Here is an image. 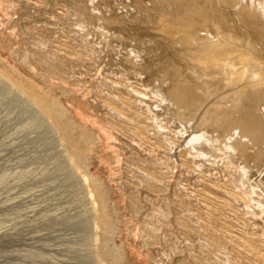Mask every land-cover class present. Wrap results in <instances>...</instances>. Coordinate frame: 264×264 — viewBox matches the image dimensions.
I'll return each mask as SVG.
<instances>
[{
  "label": "bare ground",
  "instance_id": "6f19581e",
  "mask_svg": "<svg viewBox=\"0 0 264 264\" xmlns=\"http://www.w3.org/2000/svg\"><path fill=\"white\" fill-rule=\"evenodd\" d=\"M151 1L162 11L168 12L170 8L172 9V14L170 15L172 17L166 18V21L170 20V25L168 27L164 25L160 31L164 35V40L169 39V41L158 43L150 38H146V40L141 38L140 41L126 42L129 45H125L124 50L120 49L123 47L120 46L121 44L118 45L120 48L112 46L114 49L111 52L114 50L113 52L117 55L116 65L118 68L116 70L111 69V72L114 75L118 73L119 75L117 76L119 78L113 79L105 73L107 79L111 80V82L103 79L104 88L97 87V92L101 93L102 105L107 109H105V118L111 119L113 128L124 127L122 131H127V135L132 137L138 146L142 145L146 152L148 151L147 154H142V157H136L137 155L132 157L138 163L139 172L141 171L142 173L140 174L141 176H136L133 181L134 186L138 188L135 194L133 193V197L140 195V187L157 191L158 189L167 190L172 184L177 185L180 192L182 191L183 194L188 195V193L193 192L190 189V182L194 178L195 185H203L206 191H204L206 193L204 198L207 203L214 198L218 200H216L217 202H224V204L232 202V206L241 205L242 210L239 209L241 213L238 216L241 220L239 223L243 227L240 228L242 236H238L239 242L237 244L247 250L248 254L244 256V252H242L244 257L241 256L239 264H252V262L253 264H258L259 262L264 264V215H262L264 213V0H209V4L204 6L208 7L206 12H199L193 17H191V12L195 9L188 5L191 0H138L139 3L146 4L142 9L145 14L150 18H156L159 13L156 12L157 7L155 5L149 4ZM11 2H13L14 6L17 5L15 1ZM98 3L99 5L96 6L97 3L92 0L90 5H93L94 9L91 7V10L78 1H75L72 5L75 7L79 17L81 15L87 24H91L88 21L91 19L95 21L96 17L106 21L100 0H98ZM1 4L3 5L4 3ZM44 4L45 0H27L22 2L21 8L23 10L34 8L40 12ZM127 5H133L132 0ZM109 8L111 7L103 9L107 13H111ZM119 8L121 9V7ZM45 13L49 17L43 20V24H47V26L53 25V21L58 18V15L48 8L45 9ZM97 13H100V15L102 13L103 16L99 17ZM127 14L134 16L131 11H127ZM79 20L81 21V18ZM79 20V26L77 27L79 35L73 38H68V36L60 38L58 36L56 41H40L49 37L50 31L46 27L35 29L34 38L44 49H48L49 57L53 60L52 63H49L50 69L43 73H39L33 67L30 54L22 55L16 50H12L15 64L24 68V70H29L38 81L37 86L34 87L31 80H28L27 84H24L26 87L28 86L27 90H30V94L37 99L38 103H49V108L50 102H52L49 97L51 96L49 89L53 86L52 80L57 76L60 79L58 84L60 99L69 104V106L71 103L75 105L72 102L73 100H71L72 95V99L76 98L74 88L63 85L62 80H69L70 84L74 85L75 82L71 81L68 76L70 74L75 76L76 72L82 67L90 64L88 61L101 65L104 59H111L110 51H106V55L104 52L101 54V49L103 47L104 50V46L97 45V48L90 45L92 41H75L76 39L79 40V37H85L87 34H85V31L81 33L87 25ZM158 20L151 21L157 22ZM3 23L7 28L12 29V23H9L7 19ZM3 23H0V25ZM99 23H97V26L94 24V29L98 28L94 32L97 31L100 34L102 32L105 39V36H110L111 33H109V29H106L107 26L103 27L104 22L101 24V21H99ZM115 23L118 22L116 21ZM180 24L186 25L184 30H178L179 28L176 29L177 27H174V25ZM3 36L4 33L0 30V43L4 42ZM118 37L122 38L120 35ZM50 38L51 36L49 40ZM155 38L157 39V37ZM109 40L107 38L105 42L107 43ZM119 42L123 43V41ZM108 46L107 44L106 47ZM2 47H7V45H2ZM79 47L81 48L78 49ZM152 47L155 51V57L150 61L149 65L151 63L157 64L159 66L157 71L154 69L149 71V65L144 66L142 61V52L147 55ZM105 50H108V48ZM87 59L88 61H86ZM176 60L180 63H177ZM108 64L109 62L106 63V66ZM5 67L9 68L7 65ZM158 71L163 72V76L168 78L169 81H163L166 85L150 86L147 83V79ZM143 74L146 75L142 77ZM0 81L2 82L3 79L0 78ZM43 85H46L48 89L45 87L47 90L39 92L40 86ZM6 87L11 88L9 85H6ZM15 92L17 94L15 95L17 103L23 104L25 106L23 108L28 110L27 108L32 106V103L24 100L25 98L21 97L22 93L20 94V91ZM4 95L3 93L2 97ZM21 99L25 102L21 101ZM11 105L13 106V103ZM17 106L19 107V105ZM75 106H78V104ZM34 117H32L34 121L31 122V119V123H34L37 118ZM105 118L103 119L105 120ZM175 166L177 172L173 171ZM172 176L175 181L170 179ZM89 194L90 196L93 195L92 192H89ZM185 199L189 200L190 198L188 196ZM175 202L178 201L166 196V198L164 197L161 200V204L158 207L155 205L157 208L154 207L150 212H148V209L143 211L141 206L135 207V211H132L131 215L138 219L142 216L140 220L143 223L142 233L146 235L144 238L149 237L153 239L152 241H155L154 239L158 238L160 232L166 231V227L168 229V226L171 227L172 225L174 227L178 225L177 229L187 232L186 235L188 237L191 233H188V230L190 231L193 228L195 232L197 231V228H195L197 225L191 224L195 218L189 222L190 219L188 221L186 214L172 215L173 213L175 214V208H177V203L175 205ZM68 206L61 207L62 213L58 217L53 214V216L55 215L54 217H49L42 221L39 220L41 222L38 221V225L34 224L38 228L27 227V229L23 228L22 232L16 231L15 226L9 227L4 224V227L0 223L2 228H5L4 230L0 229L2 230L0 247L13 246L22 242V244L24 243L30 247H40L48 251L49 256L41 253L38 255H27L25 259L23 258L24 261H21V264H27L26 262L29 264H130V262H127V243H125V249L120 245H113L110 250L103 249L99 244L101 234L98 229L109 226L110 219L89 216L88 224L81 227L76 218L86 211L82 210V213L77 212V215L70 216L74 212L70 211L72 214H68ZM225 206L227 208L228 204ZM228 207H231V205ZM178 213L176 212V214ZM190 216L192 217L191 214ZM117 220L121 223V227L127 222L120 218ZM223 224L226 223L223 222ZM228 225L229 227L225 228L227 230L232 228L231 222ZM175 229H168V231L174 236ZM192 232L195 233L194 231ZM228 232L230 231L226 232L227 235H229ZM101 233H103V230ZM115 234L117 235V233ZM232 234L231 237H234V234ZM220 235L223 234L220 233ZM218 237H212L210 240L214 242ZM225 237L227 238V236ZM192 243L194 244L195 240ZM192 243L191 246L193 245ZM205 244L208 243L206 242L203 245ZM196 245H194L195 248ZM175 246L178 247L177 245ZM215 246H217V243ZM25 250H23L24 253ZM176 250L174 251L177 253ZM197 250L195 249V251ZM5 251L0 249V258L5 255ZM191 251L194 252V249ZM191 251L189 256L193 253ZM163 252L167 253L166 256L171 253L166 249ZM18 253L20 254V251ZM189 253L187 252L186 254ZM8 254L10 257H14V255ZM164 254L163 256H165ZM192 255H195L192 257L198 256L194 253ZM225 256L226 258L224 259L230 264L234 262L231 261L233 260L231 256L224 254ZM199 257V260L203 262L201 255ZM162 258L164 259V257ZM162 258L160 257L161 261ZM236 260H239V258L237 257ZM7 261L11 262L9 259ZM219 261L221 262V260ZM17 262L20 264L19 260ZM156 262L158 263V260ZM203 263L206 264L205 261Z\"/></svg>",
  "mask_w": 264,
  "mask_h": 264
},
{
  "label": "rangeland",
  "instance_id": "374dc122",
  "mask_svg": "<svg viewBox=\"0 0 264 264\" xmlns=\"http://www.w3.org/2000/svg\"><path fill=\"white\" fill-rule=\"evenodd\" d=\"M11 1H15L17 5L14 6ZM11 1L0 0V23H3L6 19L9 23H12V29L7 28L4 23L0 25V30L4 33V42L0 43V78L3 79L2 82L0 81V94L2 93L0 96V223L3 226L4 224L9 227L15 226V230L18 232H22L23 228L27 229V227L38 228V226L34 224L38 225L42 220L49 217L52 218L55 215L58 217L59 214L62 213V208L69 205L68 214L74 212L70 216H74V214L77 215L80 212L82 213V210L86 211L78 216L79 218L75 217L77 219L75 220L79 222L81 227L88 224L89 216H99L107 220L110 219L109 226L100 227L98 229V232L101 234L99 244L103 249L110 250V247L113 245H120L125 249V243H127V262H130V264H159L160 262L162 264H182V262L183 264H202L204 261L206 264L207 262L208 264H230L224 259L227 256L224 257V254H228L232 257L233 260L231 261H234L232 264H239L241 256H247L248 254L247 250L237 244L239 242L238 236H242V234H240V228L243 227V225L239 223L241 220L238 216L241 213L240 210H242L241 205L237 204L232 206V202H226L228 206L231 205V207L227 206L226 208L224 202H217L218 200L214 198L211 202L207 203L204 198L206 196V191L203 185H195L194 178L190 182V189L193 192L188 193V195L183 194L182 191L180 192L178 186L172 184L167 190L158 189L157 191L140 187V195L134 198L133 196L138 188L134 186L133 181L136 179V176L139 177L142 173L141 171L139 172V167H137L138 163L135 162L132 157L136 155V157H142V154H147L148 151L146 152L144 146H138L137 142L127 135V131H122L124 127L121 128V126H118L120 128H113L111 119L109 118L108 120L105 118L104 114L107 109L102 105L101 93L97 92L98 86L104 88L102 83L103 79L104 81L111 82V80L107 79L105 73L113 79L119 78L117 76L119 75L118 73L114 75V73L111 72V69L116 70L118 68L116 65L117 55L113 52L114 50L111 52L112 49L123 46L120 49L124 50L125 45H129L126 44V42L131 43V41H140L141 38L145 40L146 38H150L158 43L169 41V39L164 40V35L160 31L162 29L161 27L164 25H166V27L170 25V20L166 21V18L172 17L170 16L172 14V9L170 8L168 12L162 11L151 1L149 4L152 3L155 5L157 7L156 12L159 14L156 18H150L142 10L143 6L146 4H141L138 0H132L133 5L131 6L127 5L131 0H100V5L102 10H104L106 21L96 17L95 21L91 19L88 21L91 24H87L86 20L83 19L81 15L79 17V14L72 4L78 1L83 3L84 7H88L89 10H91V7L94 9V6L90 5L92 0H45V4L42 5L43 9L40 12L36 11L34 8L23 10L21 4L27 0ZM87 1L89 2L87 3ZM1 3L4 4L2 5ZM95 3H97L96 6L99 5L98 0H95ZM190 4H188L189 7L195 9L191 12V17H193L199 12H206L208 7L204 6L209 4V0H191ZM106 7H111L109 8L111 13H107V11L103 9ZM119 7H121V9ZM46 8L53 10L58 15V18L53 21V25L51 24L50 26L43 24V20L49 17V15L45 13ZM127 11H131L135 17L129 16ZM97 14L99 17L103 16L102 13L101 15L100 13ZM80 18L82 23L87 25V27L83 28V31H81V33L84 31L85 34L87 33L85 36L87 39H85V37H79V40L76 39L75 41H92L90 44L91 46H104V50L103 47L101 49V54L104 52L106 55V51H110L111 59H104L101 65L88 61L87 59L86 61L90 63L89 65L82 67L76 72L75 76H72V74L68 76L71 81L75 82L74 85H71L69 80H62L63 85L74 88L76 98L72 99V95L71 100H73L72 102L75 103V105L78 104V106L72 105V103L69 106V104L60 99L61 95L58 86L60 79L57 76L52 80L54 87L52 86L51 89H49V91H51V96L49 97L52 100L49 108V103H38L37 99L30 94V90H27L28 86L26 87L24 84H27L26 82L28 80H31L34 87L37 86L38 81L29 70H24V68L18 67L15 64L16 62L13 58L12 50H16L22 55L30 54L33 67L38 70L39 73H43L50 69L49 63H52L53 60L49 57L48 49H44L43 46L37 42L36 38H34L35 29L46 27L48 31H50V40L49 37H46L40 41H56L58 36L60 38L62 36L73 38L79 35L77 32L79 29L77 27L79 26L78 20ZM156 19L159 20L157 22L151 21ZM99 21H101V24L104 22L103 27L107 26L106 29H109L112 39L109 40V38H111L109 35V37L105 36L106 38L104 39L102 32L101 34L97 31L94 32L98 29H94V24L97 26ZM116 21L118 23H115ZM185 26L186 25L183 24L174 25V27H177L176 29L179 28L178 30H184ZM171 29H173V27H171ZM149 30H151L150 33ZM119 35L120 37L122 36L121 39L118 37ZM155 37H157V39ZM107 38L112 42L111 44H109V41H107V43L105 42ZM99 41H101V43H99ZM119 41H123V43ZM107 44L109 45L108 47H106ZM2 45H7V47H2ZM112 46L114 48H112ZM161 46L163 45L161 44ZM105 47L108 48V50H105ZM80 48L81 47L78 49ZM142 53L144 66H148L150 61L155 57L154 48L152 47L150 53L148 52L147 55L144 52ZM107 62H109V64L106 66ZM176 62L180 63L178 60H176ZM5 65L9 68H6ZM130 65L132 64L130 63ZM158 67L157 64L151 63L148 69L149 71L151 69L157 71ZM163 74L164 73L161 71L156 72V74L147 79V83L150 86H158L159 84L166 85L163 81H169V79L163 76ZM145 75L146 74H143L142 77ZM6 85H9L11 88L9 89ZM45 87L46 85L40 86V90L38 91L42 92L47 90L48 87H46L47 89H45ZM11 90H14V92ZM15 91H20L19 93H22L21 97L32 103V106L27 108L28 110L23 108L25 107L23 104L17 103L15 97L17 94H15ZM3 93L5 95L7 94V96L4 95L2 97ZM24 100L21 99V101L25 102ZM12 103L13 106L11 105ZM16 104L19 105V107ZM31 115L37 117L34 123H31L34 121ZM103 118H105V120ZM130 145L134 147L132 148ZM153 151L157 154L155 150ZM173 168V171L177 172L176 166ZM260 175L263 176L262 173H260ZM170 179L175 181L173 176ZM89 192H92L93 195L90 196ZM166 196H169L172 200L175 199L178 201L175 202V205L177 203V208H175V210L177 213L178 211L180 212L178 214L175 212V214L173 213L172 215H180V213L186 214L188 221L190 219L189 222H191V219L193 221L195 218V223L193 221L191 224L197 225V227H195L197 231L195 232L193 228L190 231L188 230V233L191 232L188 237L186 235L187 232L185 233V231L183 232V230L177 229L178 225H175V227L174 225H170L171 227L168 226V229L176 228L174 236L170 234L166 227V231L160 232L158 238L154 239L155 241H152L153 239L149 237L144 238L146 235L142 233L143 223L140 220L142 216L138 219L131 215V213H133L132 211H135L136 206H141L143 211L148 209V212H150L154 207H158V205L161 204V200L164 197L166 198ZM186 196H189L190 199H185L187 198ZM62 203H64V206ZM53 214L55 215L53 216ZM262 215H264V213ZM118 218L126 220V224L124 223L121 227V223L117 220ZM221 222L226 223L223 224L225 227H223ZM230 222L232 223V228H228L229 230L225 229L229 227L228 224ZM2 225L0 229L4 230L5 226L2 228ZM211 226L213 228L217 227V229L222 226L219 228H222V232L215 228L211 230ZM198 228L200 233H198ZM2 230H0V234ZM102 230L103 233H101ZM225 231H230L228 232L229 235H227ZM115 233H117V235ZM129 233L130 235L128 236ZM220 233L223 235H220ZM230 233L234 234V237L232 236L234 239L231 237ZM185 235L189 238L188 240H185L187 239ZM219 235L220 237H218ZM225 236H227V238ZM212 237H218V239L212 242L210 240ZM221 237L223 238L221 239ZM190 238L191 240L195 238L194 244L192 243L194 240L191 241ZM206 242L208 244L203 245ZM216 243L217 246H215ZM17 245L0 247L2 251L6 250L5 255L0 258L4 261L0 260V264H18V260L21 264V261H24L25 257L31 254L38 255L41 253L45 256H49L47 253L48 251L40 247H30L24 243L22 244V242ZM188 245L192 248L190 249ZM194 245H196V248ZM22 249H27L25 250L26 254ZM165 249L171 252H169L170 254L168 256H166L167 253L163 252ZM172 249H179L180 251L176 250V253L173 250V252L176 253L174 254ZM193 249L194 252L191 251ZM195 249H198V252L195 251ZM35 250H38L37 253H35ZM19 251L20 254L18 253ZM190 251L196 254V256L201 255L203 262L199 260L200 257L198 258V256L192 257L195 256L192 255L193 253L189 256ZM187 252L189 254H186ZM231 252L232 254L230 255ZM242 252H244V254ZM8 253L14 255V257H10ZM163 254L165 256H163ZM160 257H164L162 261L165 262H162ZM190 257L193 259L195 258L194 260L197 258V260L194 261ZM237 257L239 260H236ZM6 259L11 260V262L9 263ZM218 259L221 260V262ZM157 260L158 263L156 262ZM26 263L29 264L28 262ZM259 263L261 264V262Z\"/></svg>",
  "mask_w": 264,
  "mask_h": 264
}]
</instances>
